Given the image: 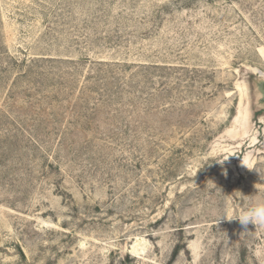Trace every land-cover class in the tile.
<instances>
[{"label":"rangeland","instance_id":"rangeland-1","mask_svg":"<svg viewBox=\"0 0 264 264\" xmlns=\"http://www.w3.org/2000/svg\"><path fill=\"white\" fill-rule=\"evenodd\" d=\"M240 194L264 0H0V264H264Z\"/></svg>","mask_w":264,"mask_h":264},{"label":"clouds","instance_id":"clouds-1","mask_svg":"<svg viewBox=\"0 0 264 264\" xmlns=\"http://www.w3.org/2000/svg\"><path fill=\"white\" fill-rule=\"evenodd\" d=\"M229 155H225L222 158H215L217 163L223 165L225 161L228 160ZM247 204L244 203V196L240 194L239 199L243 201L241 203L240 210L237 212L235 210L229 212L225 209L217 218L231 221L233 219L238 220L242 226L243 231L247 232V226L249 224L255 227H264V197H256L255 194L247 196Z\"/></svg>","mask_w":264,"mask_h":264}]
</instances>
